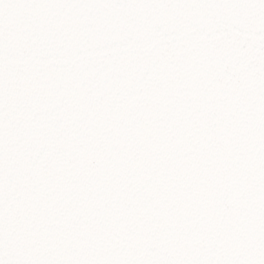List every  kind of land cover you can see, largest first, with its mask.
Masks as SVG:
<instances>
[{
    "label": "snow or ice",
    "instance_id": "1",
    "mask_svg": "<svg viewBox=\"0 0 264 264\" xmlns=\"http://www.w3.org/2000/svg\"><path fill=\"white\" fill-rule=\"evenodd\" d=\"M0 264H264V0H0Z\"/></svg>",
    "mask_w": 264,
    "mask_h": 264
}]
</instances>
